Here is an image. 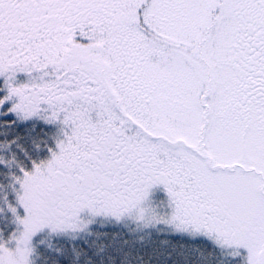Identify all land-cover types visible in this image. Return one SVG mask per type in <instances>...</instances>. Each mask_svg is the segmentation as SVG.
<instances>
[{
    "label": "snow or ice",
    "instance_id": "6c2138e0",
    "mask_svg": "<svg viewBox=\"0 0 264 264\" xmlns=\"http://www.w3.org/2000/svg\"><path fill=\"white\" fill-rule=\"evenodd\" d=\"M0 264H264V0H0Z\"/></svg>",
    "mask_w": 264,
    "mask_h": 264
}]
</instances>
